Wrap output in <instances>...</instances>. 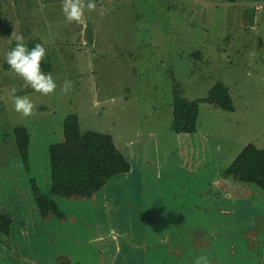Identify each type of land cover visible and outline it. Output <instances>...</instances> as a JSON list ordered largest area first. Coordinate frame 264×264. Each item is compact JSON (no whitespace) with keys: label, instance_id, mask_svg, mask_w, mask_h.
<instances>
[{"label":"rangeland","instance_id":"obj_1","mask_svg":"<svg viewBox=\"0 0 264 264\" xmlns=\"http://www.w3.org/2000/svg\"><path fill=\"white\" fill-rule=\"evenodd\" d=\"M179 1H95L96 11L86 15L100 27L102 44L89 52L90 66L87 51L73 50L71 40L76 45L82 40L77 26L61 18L62 5L52 10L49 4L20 2L12 9L14 26L10 18L0 17V213L13 218L9 234L0 232V264H57L61 256L113 264L109 250L101 247L111 245L112 224L123 221L127 205L145 214L148 258L131 263L122 255L115 264L256 261L258 246L248 248L238 225L251 209L242 201L245 212L238 215L234 199L211 194L209 182L216 177L208 170L235 162L229 172L242 174L241 166L251 165L255 173L264 165V11L254 14L256 0ZM169 4L175 5L169 10ZM235 11H242L250 25L256 17L259 29L247 30L244 37ZM13 31L23 34L26 47L40 43L46 48L43 62L51 69L44 72L58 85L54 94L43 96L25 87L10 70L5 57L16 45ZM225 37L232 38L234 49H226ZM65 80L73 85L68 94L61 91ZM13 88L33 101L34 116L14 111ZM179 100L200 105L194 133H176L172 127L173 104ZM69 114L79 117L83 131L111 134L133 173L110 178L93 198L52 195L65 217L42 216L34 185L46 193L51 189L49 147L64 139ZM17 125L26 126L31 137L27 164L20 156L13 159L12 152L5 158L3 140L16 143L12 128ZM257 205L264 233V198ZM122 228L117 233L124 245ZM207 228L215 233L213 240ZM242 248L250 254L245 260ZM261 252L264 260V243Z\"/></svg>","mask_w":264,"mask_h":264},{"label":"trees","instance_id":"obj_2","mask_svg":"<svg viewBox=\"0 0 264 264\" xmlns=\"http://www.w3.org/2000/svg\"><path fill=\"white\" fill-rule=\"evenodd\" d=\"M32 44L29 46L31 49ZM51 64L42 62V70L49 71ZM200 105L191 101H175L173 104V129L176 133H194L197 131ZM19 155L24 163L29 160L30 134L23 125L12 129ZM64 139L49 147L51 165V189L49 193L34 185L37 207L42 216L54 214L64 218L52 195L72 198H91L116 175L127 172L130 163L121 152L109 133L95 130L83 131L79 117L69 114L63 122ZM256 184L264 189V165L259 169ZM13 223L9 214L0 213V232L8 235ZM57 264H84L72 262L67 256H61Z\"/></svg>","mask_w":264,"mask_h":264},{"label":"crops","instance_id":"obj_3","mask_svg":"<svg viewBox=\"0 0 264 264\" xmlns=\"http://www.w3.org/2000/svg\"><path fill=\"white\" fill-rule=\"evenodd\" d=\"M23 1H27L30 4L31 0H19L18 2H15V3H6L4 5H1L0 6V17L5 16L6 18H10L11 22L9 24L14 26V24L17 20H16V13L12 10L13 6H15L16 4L23 2ZM32 1L37 2L38 5L42 4L43 6H47L49 4L50 6H52V10L56 9V7L60 8V6H58V5H62V2L59 1L60 2L59 3L57 0H32ZM95 1L99 2V0H95ZM109 1L112 2L113 0H109ZM124 1L125 0H120V2H124ZM197 1L198 0H194V2H197ZM205 1L208 3L207 0H205ZM258 2L264 3V0H256V2H254V4H256ZM181 3H182V1L180 0L179 4H181ZM209 3H214V2L211 0V1H209ZM174 5L175 4L167 5V9L170 10ZM263 11H264V9H263ZM46 12H48V11H46ZM57 12H58V10H57ZM235 12L238 13V11H235ZM255 13L258 14L260 12L255 11L254 14ZM115 14H117V13H115ZM245 14L251 15V12L247 10V11H245ZM234 15H236V14H234ZM227 16H228V13H227V15H225V17L227 18ZM61 18L65 19L64 14L61 15ZM93 18L96 19L97 16L93 17ZM236 18H237L236 22H237V27L239 28V32H243L242 35H244V37L248 33L247 30L257 31L259 29V27L254 24L256 21H258V23H259V20L256 17L253 19V25L249 24L248 19L245 18V15L242 13V11H240L238 13V16L236 15ZM14 20H15V22H14ZM92 21H93V19L88 18V16L86 15V12H85V15H84L81 22H79V23L70 22L74 26H77V31L79 34L78 38H81V40H82L81 45H76L77 42H73L71 40L73 50L75 49L74 46H76L77 48H80V49H83L84 51H87L88 53L86 55V59H87L89 66L92 63L89 52L93 51V50H95V51L98 50L102 44L99 42V39H98V33L100 31V27L97 26L96 22L93 23ZM68 23H69V21H68ZM35 34H38V33H35ZM36 37H38L40 39V36H36ZM253 37H254V35H253ZM232 42H233V40L231 37L230 38L225 37L224 43L226 44V49L227 48L234 49L233 47H231ZM69 43L70 42H68V44H66V45H70ZM58 47L62 48L59 45H58ZM7 136H9V135H7ZM115 144L117 146L116 140H115ZM3 148H5L7 150V152L5 154V158H7L6 155H8L9 157H12L10 152L13 153V159H14V156H16V155L18 157L20 156L18 148L16 146V143L15 142L10 143L9 138L7 140H3ZM31 148H32V146H31V137H30L29 155L31 154ZM126 157H127V155H126ZM128 161H129V158H128ZM129 163H130V161H129ZM234 163H233V165H234ZM261 165L262 164H260L259 166H257V168H255L256 169L255 173H252L253 171L249 170L251 165L246 169H244V166H241V169H242L241 173L242 174L239 173L240 175L236 174V173L229 172V170L232 167L231 165L228 166L226 169L221 168L220 170H216V171L208 170V171L212 172L216 177L215 180L209 182V185L212 188V190L210 191L211 194L221 195L225 198V200H227L229 202L231 201L229 199H234V202L236 203V208H238L240 210V211H238V215H241L245 212L244 205L241 203L242 201H245L247 208L251 209V212H252L251 215L252 216L249 215V213L243 214V219L238 223V225L240 224L239 226L241 228V233L245 239V243L248 244V248H250V249L255 248L256 249V247L258 246V257L256 258L254 256L256 261L253 262L252 264H263L264 263V260L262 257V252H261L262 244L264 243V233L262 232L263 222H262V219L260 218V212L262 209L261 208L255 209L256 206H258L257 204L261 203V200L263 202V198H264V197H262V196H264L263 195L264 191H262L263 189L257 190L255 188V187H257L256 182L258 180L257 178H259L258 176L260 175L259 169L261 168ZM130 168H131V165H130ZM131 173H133V171H131L130 169L127 172H125V174H127V175H130ZM230 173L234 174V175H231ZM258 173H259V175H258ZM122 174H124V173H122ZM196 174H198V173H196ZM119 175H121V174H119ZM116 176H118V175H116ZM246 183H248L250 185L253 183L255 186L252 187L250 185H247ZM252 196H253V198L250 199V197H252ZM91 198H93V197H91ZM214 198H218V196H215ZM223 211L231 214V210L229 207H225L223 209ZM144 215L145 214L143 213L142 208L127 205L126 207H124L122 209L123 221L121 220L119 222H115L112 224V228H111L110 233H109L110 243L111 242L112 243L107 248L105 247V250L103 247H101V249L103 251L109 250V254L111 253V255L114 258V260L112 262L113 264L116 263L115 259H118L122 255H124L127 262L131 261V263H132V261H137L134 259H139V258L147 259L148 258L146 251H147V247L149 246V243H148V239H147V235H146L147 229L145 227V222H147V221L144 220V218H146ZM106 216L109 217L108 214ZM256 216H258V217L256 218ZM244 217H248V219H246ZM118 227H125V228H122L125 232L124 245H122L119 242V235L117 233ZM209 231H211V229H209ZM206 233L210 239H212V240L214 239V237H215L214 232H208V228H207ZM163 237H165V236H163ZM98 240H100V242H103L104 236L99 235ZM160 242L167 243V240L165 238H160ZM246 249L242 248L243 255L241 256V258L243 260L246 259V256L250 255ZM101 258H103L102 254H101Z\"/></svg>","mask_w":264,"mask_h":264},{"label":"clouds","instance_id":"obj_4","mask_svg":"<svg viewBox=\"0 0 264 264\" xmlns=\"http://www.w3.org/2000/svg\"><path fill=\"white\" fill-rule=\"evenodd\" d=\"M97 5L95 0H62V12L69 22H81L85 12H95ZM11 39L16 41V45L7 52L5 61L10 70L24 82L25 87H30L35 92L49 96L55 93L58 85L51 73L42 70V62L46 57V48L37 43L30 50L25 46L23 34L16 31L11 33ZM73 88L72 82L65 80L61 91L68 94ZM14 111L24 118L32 117L36 114L35 104L27 95H17L16 89H11ZM200 264V258L197 259Z\"/></svg>","mask_w":264,"mask_h":264},{"label":"built area","instance_id":"obj_5","mask_svg":"<svg viewBox=\"0 0 264 264\" xmlns=\"http://www.w3.org/2000/svg\"><path fill=\"white\" fill-rule=\"evenodd\" d=\"M19 0H0V6L4 5L6 3H15L18 2ZM256 12H261L264 9V3L263 2H258L254 6Z\"/></svg>","mask_w":264,"mask_h":264}]
</instances>
